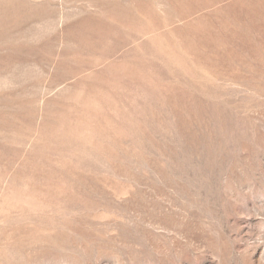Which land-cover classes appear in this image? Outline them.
I'll return each mask as SVG.
<instances>
[{"label": "rangeland", "instance_id": "obj_1", "mask_svg": "<svg viewBox=\"0 0 264 264\" xmlns=\"http://www.w3.org/2000/svg\"><path fill=\"white\" fill-rule=\"evenodd\" d=\"M0 264H264V0H0Z\"/></svg>", "mask_w": 264, "mask_h": 264}, {"label": "bare ground", "instance_id": "obj_2", "mask_svg": "<svg viewBox=\"0 0 264 264\" xmlns=\"http://www.w3.org/2000/svg\"><path fill=\"white\" fill-rule=\"evenodd\" d=\"M238 13V12H237ZM238 15V14H237ZM242 17V16H241ZM89 24V23H88Z\"/></svg>", "mask_w": 264, "mask_h": 264}]
</instances>
